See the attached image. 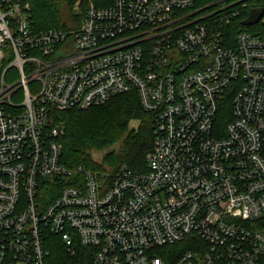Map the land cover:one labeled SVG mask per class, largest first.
Instances as JSON below:
<instances>
[{
	"label": "built area",
	"instance_id": "obj_1",
	"mask_svg": "<svg viewBox=\"0 0 264 264\" xmlns=\"http://www.w3.org/2000/svg\"><path fill=\"white\" fill-rule=\"evenodd\" d=\"M83 1L80 27L36 33L29 3L0 0V59L13 56L0 89V264H46L50 236L94 250L92 264H264V37L227 29L248 0L207 14L191 11L197 0ZM131 90L153 124L147 169L64 165L51 111Z\"/></svg>",
	"mask_w": 264,
	"mask_h": 264
},
{
	"label": "trees",
	"instance_id": "obj_2",
	"mask_svg": "<svg viewBox=\"0 0 264 264\" xmlns=\"http://www.w3.org/2000/svg\"><path fill=\"white\" fill-rule=\"evenodd\" d=\"M31 5L30 24L36 33L50 29L71 31L80 27L82 13L75 10L78 0H20ZM89 1L98 8L109 7L116 0H84L83 11ZM239 0H197L191 11L204 10L201 14L211 13L221 7L235 5ZM249 9L263 7L262 0H248ZM211 16L208 22L218 20L227 12ZM247 10L242 11V16L235 18L227 26L229 34L235 39L240 31H248L264 37V25L245 26ZM218 27H225L218 23ZM7 59H0V89L2 75L5 73L6 82L12 69ZM6 71V72H5ZM49 128H60L62 134L59 142L63 145L62 163L69 168L86 166L89 170L110 175L116 174L123 165L136 171L147 169V156L153 149L154 132L151 116L145 112L139 94L136 90L118 94L107 103L91 107L87 110L56 111L52 110L49 118ZM102 154L103 160L97 159ZM258 226L264 229V219ZM49 254L46 264H92L94 250L83 247L76 242L66 246L56 236H50L48 247ZM181 250L179 244L165 247L161 251ZM172 260H177L178 252L172 255Z\"/></svg>",
	"mask_w": 264,
	"mask_h": 264
},
{
	"label": "water",
	"instance_id": "obj_3",
	"mask_svg": "<svg viewBox=\"0 0 264 264\" xmlns=\"http://www.w3.org/2000/svg\"><path fill=\"white\" fill-rule=\"evenodd\" d=\"M264 10L262 8H253L250 10L247 19L244 21L245 26H253L262 18Z\"/></svg>",
	"mask_w": 264,
	"mask_h": 264
},
{
	"label": "rangeland",
	"instance_id": "obj_4",
	"mask_svg": "<svg viewBox=\"0 0 264 264\" xmlns=\"http://www.w3.org/2000/svg\"><path fill=\"white\" fill-rule=\"evenodd\" d=\"M6 54H7V57H6L7 60L11 62L13 60L12 53L8 51ZM97 159H99L100 161L103 160L102 154L97 155Z\"/></svg>",
	"mask_w": 264,
	"mask_h": 264
}]
</instances>
